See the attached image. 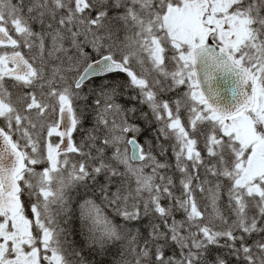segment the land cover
Segmentation results:
<instances>
[{"label": "snow or ice", "instance_id": "obj_1", "mask_svg": "<svg viewBox=\"0 0 264 264\" xmlns=\"http://www.w3.org/2000/svg\"><path fill=\"white\" fill-rule=\"evenodd\" d=\"M0 264H264V0H0Z\"/></svg>", "mask_w": 264, "mask_h": 264}, {"label": "trees", "instance_id": "obj_2", "mask_svg": "<svg viewBox=\"0 0 264 264\" xmlns=\"http://www.w3.org/2000/svg\"><path fill=\"white\" fill-rule=\"evenodd\" d=\"M75 226H76L77 230H79V221L76 222ZM77 240L82 242V239L79 236H77ZM109 259H110V257H109Z\"/></svg>", "mask_w": 264, "mask_h": 264}]
</instances>
